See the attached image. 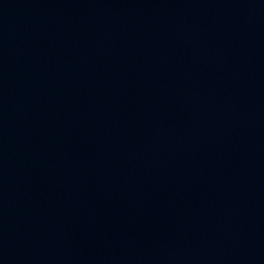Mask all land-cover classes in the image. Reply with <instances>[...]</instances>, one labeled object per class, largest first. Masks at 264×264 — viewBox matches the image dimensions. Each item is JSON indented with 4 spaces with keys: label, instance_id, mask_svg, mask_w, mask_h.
Returning <instances> with one entry per match:
<instances>
[{
    "label": "water",
    "instance_id": "1",
    "mask_svg": "<svg viewBox=\"0 0 264 264\" xmlns=\"http://www.w3.org/2000/svg\"><path fill=\"white\" fill-rule=\"evenodd\" d=\"M0 264H264V0H0Z\"/></svg>",
    "mask_w": 264,
    "mask_h": 264
}]
</instances>
